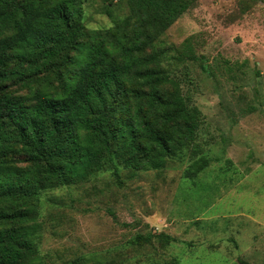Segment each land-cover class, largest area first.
<instances>
[{"label": "trees", "instance_id": "1", "mask_svg": "<svg viewBox=\"0 0 264 264\" xmlns=\"http://www.w3.org/2000/svg\"><path fill=\"white\" fill-rule=\"evenodd\" d=\"M86 1L0 0V264H47L43 191L84 184L115 160L161 170L196 146L203 114L157 44L198 0H123L129 14L102 30L86 27ZM209 164L194 162L186 177ZM154 238L174 240L136 242Z\"/></svg>", "mask_w": 264, "mask_h": 264}, {"label": "rangeland", "instance_id": "2", "mask_svg": "<svg viewBox=\"0 0 264 264\" xmlns=\"http://www.w3.org/2000/svg\"><path fill=\"white\" fill-rule=\"evenodd\" d=\"M84 12L86 27L102 30L130 8L88 0ZM157 47L203 114L196 146L161 170L115 160L84 184L43 191L47 264H264V0H198ZM201 159L208 167L187 178ZM159 234L174 240L136 242Z\"/></svg>", "mask_w": 264, "mask_h": 264}]
</instances>
